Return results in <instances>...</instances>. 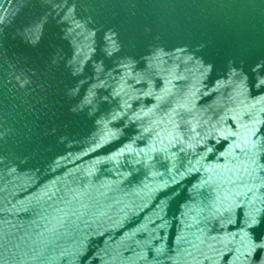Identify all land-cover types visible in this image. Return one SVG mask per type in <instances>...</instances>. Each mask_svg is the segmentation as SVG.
<instances>
[{
    "label": "water",
    "instance_id": "1",
    "mask_svg": "<svg viewBox=\"0 0 264 264\" xmlns=\"http://www.w3.org/2000/svg\"><path fill=\"white\" fill-rule=\"evenodd\" d=\"M256 222L264 0H0V264H264Z\"/></svg>",
    "mask_w": 264,
    "mask_h": 264
},
{
    "label": "snow or ice",
    "instance_id": "2",
    "mask_svg": "<svg viewBox=\"0 0 264 264\" xmlns=\"http://www.w3.org/2000/svg\"><path fill=\"white\" fill-rule=\"evenodd\" d=\"M108 39H112L111 37H108ZM113 43H115V41H113ZM261 223H264V222H256V223H254L253 225H251L252 227H257V226H259V224H261ZM260 251L261 252H264V244H261L260 245Z\"/></svg>",
    "mask_w": 264,
    "mask_h": 264
}]
</instances>
